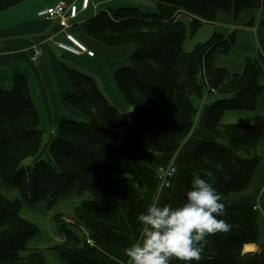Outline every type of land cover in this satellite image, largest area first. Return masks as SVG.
<instances>
[{
  "label": "trees",
  "instance_id": "1",
  "mask_svg": "<svg viewBox=\"0 0 264 264\" xmlns=\"http://www.w3.org/2000/svg\"><path fill=\"white\" fill-rule=\"evenodd\" d=\"M21 1L0 0V11ZM152 1L151 12L133 6L102 10L85 27L89 36L107 46L132 45L131 65L115 74L117 88L128 104L126 111H118L90 75L64 65L71 84L65 100L86 121H62L58 135L44 145L26 78L16 74L11 88L0 90V180L20 195V199H10L0 193V264H47L41 251L27 247L38 228L20 216L21 204L48 200L47 206H52L74 189L88 191L90 198L69 212L53 215L60 236L53 250L66 264H108L102 259L105 251L126 247L115 227L119 211L126 210L132 227L140 228L137 216L155 202L160 180L157 172L145 169V161L156 167L168 165L194 128V99L199 100L206 88L217 95L206 121L211 136L196 147L193 164L181 170L177 204L183 201L193 171L213 178L222 197L248 187L262 160L256 142L264 136V124H222L220 118L226 110L256 108V98L264 90L259 82L263 69L249 58L241 73L215 66L214 51L228 52L233 34L214 33L184 51L185 26L176 15L188 13L193 31L202 22H211L218 10L236 17L243 9L259 8L264 18V0ZM203 67L208 84L198 75ZM164 97L173 98L175 105L152 124L156 110L150 98ZM151 129L152 145L133 140ZM120 137L126 138L119 159L125 175L115 177L106 158L118 148ZM219 219L226 220L231 230L205 238L198 264H264V245L256 252L242 250L245 243L257 242L256 208L225 205ZM172 264L181 262L173 260Z\"/></svg>",
  "mask_w": 264,
  "mask_h": 264
},
{
  "label": "crops",
  "instance_id": "2",
  "mask_svg": "<svg viewBox=\"0 0 264 264\" xmlns=\"http://www.w3.org/2000/svg\"><path fill=\"white\" fill-rule=\"evenodd\" d=\"M58 1L60 0H23L6 10L0 11V90L10 89L16 74L26 78L32 102L40 117L42 135L44 133L47 139L58 135V127L64 120L86 121V116L69 106L65 100L66 95L71 92V84L63 69V66L68 63H79L83 58L95 59L97 64H93L91 71L96 79L91 77L118 111H126L128 108L127 102L117 88L115 74L119 69L131 65L132 45L124 44L110 47L92 38L85 31L87 21L91 17L99 11L114 8L111 6L99 8L106 2L104 0H89L85 9L80 8L83 0H62L66 4L74 3L79 8L78 15L68 21L70 26L63 29L57 17L45 19L37 15L39 9L52 6ZM122 3H119L115 8L133 6V2ZM176 19L183 22L185 37L188 34H195L202 24L208 23L202 22L191 31L192 18L188 13L179 12ZM210 23L212 24V35L214 33L223 37L230 34L234 35L232 47L228 52L224 53L222 49L214 51L215 66L225 68L233 73H241L244 69L245 59H255L263 69L259 82L264 87V18L261 17L260 9H243L236 17L218 10ZM80 29L84 30L83 34ZM66 33L74 35L88 49L92 50L94 55L89 56L86 53L75 55L59 48L56 42H67ZM33 46L41 49V55L35 63L30 61ZM100 52H102V56ZM95 67L99 68L96 72ZM105 78H109L110 83H107ZM206 89L205 95L207 97L209 95L216 97H210L209 104H205L208 100L205 97L204 104L197 107L194 128L182 142L172 161L178 170L173 176L172 182L169 181L167 185H160L155 202L177 205L181 170L193 164L196 147L211 136L206 128V121L209 106L217 98V95L209 94ZM150 100L156 110L152 124L160 114H168L175 105L173 98H150ZM220 122L222 124H264V90L258 94L254 110H226L222 113ZM153 139V129L133 137V140L147 145H152ZM124 140L126 138L120 137L118 148L109 152L106 158V165L115 177L125 175L121 171L119 162L121 145ZM110 147H112L111 143ZM256 152L263 158V161L255 169L248 187L243 191L229 193L222 200L224 205H250L256 208L257 242L245 243L242 248L244 253L256 252L259 246L264 245V136L257 140ZM145 166L148 172H155V166L150 161H146ZM0 193L10 199H20L19 192L14 187L7 185L0 187ZM88 198H90L88 191L78 192L74 189L61 195L52 206H47L48 200H44L40 205L22 202L20 216L38 228L37 234L28 241L27 247L41 250L47 264H66L53 250L54 245L60 240L53 215L69 212ZM115 227L122 233L126 247L138 238L141 231V227H132L126 210L119 211ZM102 259L108 264H128L123 250H107Z\"/></svg>",
  "mask_w": 264,
  "mask_h": 264
},
{
  "label": "clouds",
  "instance_id": "3",
  "mask_svg": "<svg viewBox=\"0 0 264 264\" xmlns=\"http://www.w3.org/2000/svg\"><path fill=\"white\" fill-rule=\"evenodd\" d=\"M177 205L152 202L137 216L138 238L123 249L128 264H193L201 259L205 238L228 232L231 225L219 219L225 213L223 197L211 177L196 171Z\"/></svg>",
  "mask_w": 264,
  "mask_h": 264
},
{
  "label": "rangeland",
  "instance_id": "4",
  "mask_svg": "<svg viewBox=\"0 0 264 264\" xmlns=\"http://www.w3.org/2000/svg\"><path fill=\"white\" fill-rule=\"evenodd\" d=\"M104 1H106V2L103 5H101L99 8L105 7V6H109V7L111 6V7L115 8L119 3L124 2V3H128L129 4V3H132L133 2L132 3L133 6H138L140 12H151L152 10H154V3H153L152 0H111V1L110 0H104ZM190 24H191V22H190ZM211 25L212 24L210 22H208L206 24H202L198 28V30L196 31L195 34L194 33H193V35H189L188 34V36H186L185 39H184V41H183V50H185V51H188L189 49L191 50L195 46V44L202 43L205 40H207L212 35V33H213V30H212V26ZM191 27L192 26L190 25V29H191ZM80 32L81 33L82 32L84 33V30L83 29L82 30L80 29ZM100 55L102 56V52H100ZM33 63H35V62H33ZM93 64H97V61L95 59H92V58H83V59H81V61L79 63H68L67 65L70 66V67H73V68H75L77 70H80L83 73H85L87 75H90V76H92V77L95 78V76L93 75V73L91 71V69L93 67ZM98 69L99 68H96L95 67V72L98 71ZM198 75H200L201 79H203L206 83L208 82V80L206 78V75H205V69H204V67H203V70L202 69L200 70V72H199ZM105 81L107 83H110L109 78H105ZM205 97L209 100L210 97L211 98L212 97L215 98L216 96L209 95L207 97L205 94H203L202 97L199 100L194 99V103L196 104L197 107H199L200 104H204ZM208 100H207V102L205 104H209L210 103V100L209 101ZM42 137H43V143H47L50 140V139H47V137L44 135V133H43ZM174 155H173L172 159L170 160V162L168 163V165L166 167H156L155 166V172L165 170V168L167 169L170 166H173L176 169L175 165L172 162L173 161V158H174ZM146 161H148V160H146ZM261 161H263V158H262ZM144 167L146 168L145 164H144ZM3 186H5V184H3L0 181V187H3ZM40 204H42V203H40ZM40 204H38V205H40ZM39 251H41V250H39Z\"/></svg>",
  "mask_w": 264,
  "mask_h": 264
},
{
  "label": "built area",
  "instance_id": "5",
  "mask_svg": "<svg viewBox=\"0 0 264 264\" xmlns=\"http://www.w3.org/2000/svg\"><path fill=\"white\" fill-rule=\"evenodd\" d=\"M89 0H83L80 8L85 9L88 6ZM79 12V8L74 3H64V1L60 0L52 6L41 8L37 11V15L41 18L51 19L58 18L59 24L63 29L70 26L68 23L69 20L74 19ZM67 42L57 41L56 45L64 49L72 54L79 55L82 53H86L89 56H93L94 53L92 50L88 49L81 41H79L74 35L71 33H66ZM41 55V49L37 46L32 47V52L30 54V61L36 62ZM203 70V68H202ZM212 92L214 89L208 88ZM175 174V168L170 166L169 168H165V170L158 171L157 175L160 180V185L168 184L170 178ZM90 242V241H88Z\"/></svg>",
  "mask_w": 264,
  "mask_h": 264
}]
</instances>
